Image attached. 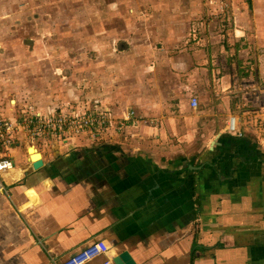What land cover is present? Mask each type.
I'll return each mask as SVG.
<instances>
[{
	"label": "crops",
	"instance_id": "crops-1",
	"mask_svg": "<svg viewBox=\"0 0 264 264\" xmlns=\"http://www.w3.org/2000/svg\"><path fill=\"white\" fill-rule=\"evenodd\" d=\"M213 1L91 0L75 11L69 0H0L9 25L0 45L15 53H0V113L111 119L95 142L17 137L0 196V264H64L100 238L114 250L90 264H264V73L218 82L225 42L208 35L236 3L214 1L218 12ZM70 39L91 50L77 60ZM18 51L23 64L7 66Z\"/></svg>",
	"mask_w": 264,
	"mask_h": 264
},
{
	"label": "rangeland",
	"instance_id": "rangeland-1",
	"mask_svg": "<svg viewBox=\"0 0 264 264\" xmlns=\"http://www.w3.org/2000/svg\"><path fill=\"white\" fill-rule=\"evenodd\" d=\"M69 1L72 2L73 10L75 11L77 10V7H80L81 5L82 6L92 5L91 0H69ZM214 1L212 2L213 8L218 11L220 9L218 7L220 5V2L216 3ZM221 2L228 3L229 6H232L231 3L235 2L236 9L234 13L233 12L224 13L221 20L217 21L218 27L215 31L216 33L212 32L211 35H208L209 37L211 36L214 39H222L224 40L223 42H225V45L222 47L225 51L220 55L221 57H219L220 58L219 60L221 61L219 64L220 66L219 75L220 76L218 78V82L221 81V83H223V86H227V84L229 85L235 84L237 80V75H239L242 80L246 71L249 70L251 74H253V77H254L253 80L256 83L258 79L257 77L258 71H261L262 73H264V0H251L252 6L250 7L246 3L247 0H221ZM228 4L226 5V9L228 8ZM216 6L217 8H215ZM29 8L30 7L26 6L23 9L24 11L27 12L29 11ZM224 8L225 6L223 7V9ZM241 8H244V9L242 10ZM9 16L11 17L12 15H9ZM10 20L12 19L10 18ZM11 23H13L12 25L14 28L17 27V24H15L12 21ZM8 26L9 25L7 24L0 23V28L1 27L8 28ZM22 27H27V24L25 23ZM26 34H27V30L24 29L22 31V36ZM7 36H8V39H10L11 41L10 34L8 35L7 33ZM230 39H232L233 41H237V42L234 45H231L226 42V41H230ZM72 41L73 39H70V42H71V45L69 46L70 56L72 54L73 56L77 58V60L83 57L80 54L81 52L80 50H84V49L91 50V47L89 46L85 47V45H83L79 47V46L72 45ZM17 50H19V46ZM239 52H241V54L238 60L237 55L239 54ZM26 55L28 57V54ZM234 55L235 57L231 58V56H234ZM17 57H19L18 60L9 61L7 63V66L14 68V67H17L18 64L19 65L23 64V62L20 60L25 57L23 56L21 51H18ZM3 61L4 59L2 58L0 54V62L3 63ZM74 63L78 64V61ZM88 63L90 62H86V64ZM232 64L233 65L235 64V66H232ZM74 66L76 65L72 63L73 68ZM29 68H27L26 70H28ZM20 69L23 70L22 67ZM227 70L229 71V73H227ZM251 74L249 73V75ZM220 77H221V80H219ZM246 80L249 81L250 83V85H248L249 88L254 86V83L251 82L252 78H249V80L248 79ZM25 81L26 83L34 84V77L32 75H29L26 77ZM261 81L263 82L264 78H262ZM260 88L261 90H264V84H262ZM4 103H5V100L3 99V103L2 104L0 103V106L1 105L3 106ZM27 107H25L24 110ZM29 112H30V109L29 108L26 109L25 115L26 113H29ZM48 114H51V113H48ZM41 142H44V140L43 139L37 140L35 142V145L38 146V144H41Z\"/></svg>",
	"mask_w": 264,
	"mask_h": 264
},
{
	"label": "built area",
	"instance_id": "built-area-1",
	"mask_svg": "<svg viewBox=\"0 0 264 264\" xmlns=\"http://www.w3.org/2000/svg\"><path fill=\"white\" fill-rule=\"evenodd\" d=\"M191 108L197 110L199 101L196 98L191 100ZM135 117L134 112L128 113L116 126L118 131L123 130ZM111 119L108 115L92 113H60L40 115L33 109L26 113L23 120L13 122L0 113V196L7 194L3 177L14 170V162L9 156V151L17 142V137L28 138H55L56 136L73 134L89 135L92 141H98L100 135L106 130ZM236 119L232 118L229 123V131L235 132ZM18 137V139H19ZM5 151V152H4ZM28 193L32 195L29 198ZM27 198L33 200V191L27 192ZM114 250L112 242L107 238H100L83 251L68 259L64 264H90L99 258H107ZM105 264H110L106 262Z\"/></svg>",
	"mask_w": 264,
	"mask_h": 264
},
{
	"label": "bare ground",
	"instance_id": "bare-ground-1",
	"mask_svg": "<svg viewBox=\"0 0 264 264\" xmlns=\"http://www.w3.org/2000/svg\"><path fill=\"white\" fill-rule=\"evenodd\" d=\"M0 53H2L5 57H7V58H9V59H12V58H14L15 57V53H14V51H12L11 49H7V50H3L2 48L0 49ZM137 99V97H132L131 98V100L132 101H135ZM29 154L32 156V157H34L36 154H37V152H36V150L34 149V148H30L29 149ZM38 160V158H34V161L36 162ZM28 196H29V198H32V195L30 194V193H28ZM37 203H38V200H36L35 201V203L33 204V206H36L37 205Z\"/></svg>",
	"mask_w": 264,
	"mask_h": 264
},
{
	"label": "water",
	"instance_id": "water-1",
	"mask_svg": "<svg viewBox=\"0 0 264 264\" xmlns=\"http://www.w3.org/2000/svg\"><path fill=\"white\" fill-rule=\"evenodd\" d=\"M0 49H1V45H0ZM34 158H38V160L35 162L33 168L35 169V171H40L43 168V161H42L41 155L37 152V154L34 157H32L33 160H34ZM127 256H124L123 258H120V260L121 259L122 260L123 259L127 260L128 259Z\"/></svg>",
	"mask_w": 264,
	"mask_h": 264
}]
</instances>
